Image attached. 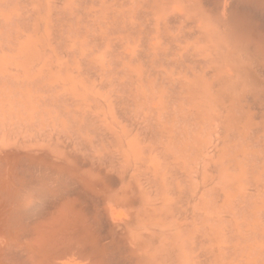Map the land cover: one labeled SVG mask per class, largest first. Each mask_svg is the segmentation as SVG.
I'll use <instances>...</instances> for the list:
<instances>
[{"label":"bare ground","instance_id":"obj_1","mask_svg":"<svg viewBox=\"0 0 264 264\" xmlns=\"http://www.w3.org/2000/svg\"><path fill=\"white\" fill-rule=\"evenodd\" d=\"M66 1L0 0V264H264V0Z\"/></svg>","mask_w":264,"mask_h":264},{"label":"rangeland","instance_id":"obj_2","mask_svg":"<svg viewBox=\"0 0 264 264\" xmlns=\"http://www.w3.org/2000/svg\"><path fill=\"white\" fill-rule=\"evenodd\" d=\"M69 1L71 2L72 0H69ZM69 1H68V2H69ZM65 2H67V1L65 0ZM65 2H64V3H65ZM72 3H73V1H72ZM68 4L71 5V3H67V5H68ZM67 5H66V6L64 5V8H63V7H62V8H63V10L65 9V10H67L68 12L65 11V10H64V11H65L64 13L60 11V8H61L62 5H60V7L58 8V11H57V9H56L57 12L54 10V11L56 12V13H55V14H56V15H55V18H56L57 16H58L59 18H60V17H65V16L68 15V13H70V11L73 13L72 10H74V9H73L74 7H68ZM72 5H73V4H72ZM74 5H75V4H74ZM75 6H76V5H75ZM76 7H77V6H76ZM38 8H39V6H38ZM38 8H36V10H38ZM62 8H61V9H62ZM67 8H68L69 10H68ZM70 8H71V10H70ZM66 13H67V15H65ZM57 14H58V15H57ZM60 14H62V15H60ZM70 15H71V17H72L73 14L70 13ZM58 17H57V18H58ZM67 17L70 18V16H67ZM55 18H53V19H55ZM67 22H68V20H67ZM33 35H34V34H33ZM33 35H30V37H32L31 39L28 38L29 36H25L26 38L24 39V42H25V40H26V43H29V42L31 41L30 43H32L33 45H34V43H35V45H36L37 42L39 41V40H38V39H39V36H35V35H34L35 38H33ZM66 36H69V35H66ZM65 38H66V37H64V39H65ZM34 39H35V40H34ZM62 39H63V38H62ZM37 40H38V41H37Z\"/></svg>","mask_w":264,"mask_h":264},{"label":"clouds","instance_id":"obj_3","mask_svg":"<svg viewBox=\"0 0 264 264\" xmlns=\"http://www.w3.org/2000/svg\"><path fill=\"white\" fill-rule=\"evenodd\" d=\"M69 7H75V5H69ZM40 45L42 47H47V48H51L52 47V35L49 32L46 36V38H44L42 41L39 42ZM165 199L167 200V202L169 204L173 203L174 201L172 200V198L170 196L167 195V193H165Z\"/></svg>","mask_w":264,"mask_h":264}]
</instances>
